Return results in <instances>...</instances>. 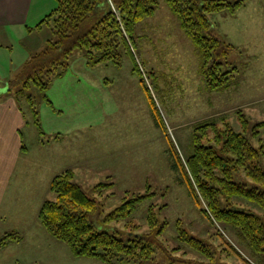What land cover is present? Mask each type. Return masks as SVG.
I'll return each instance as SVG.
<instances>
[{"label": "rangeland", "instance_id": "1", "mask_svg": "<svg viewBox=\"0 0 264 264\" xmlns=\"http://www.w3.org/2000/svg\"><path fill=\"white\" fill-rule=\"evenodd\" d=\"M150 20H154V34L148 31L152 29ZM210 21L215 34L232 46L226 61L221 59V71L237 68L229 85L221 90H206L199 75L198 50L186 36L194 52L183 48L185 56L160 54L165 43L159 37L170 46L174 33L173 20L159 11L135 26L143 82L132 72L127 56L120 67L92 66L87 64L83 50L76 49L69 57L68 68L55 76L45 90L31 84L20 92L22 83H12L18 79L25 61L45 48L52 33L36 30L40 34L34 37L35 45L23 37L20 45L5 44L0 48V84L6 89L11 87L6 96L14 98L24 116L22 134L28 154L25 161H20L23 183L39 189L44 199H54L50 190L47 193L42 188L45 180L72 169L81 189L101 204V211L91 215L89 221L124 241L149 231L147 215L151 206L157 223L167 222L159 236L165 251L157 250L139 263L120 264H170L171 259H175L171 264H246L225 250L215 234L217 230L249 264H260L258 259L262 260L259 255L256 260L231 227L213 223L198 209L172 166L170 148L187 170L193 128L203 120H215L219 126L226 122L242 131L237 114L241 111L248 121L244 134L251 143L258 147L259 139H264V127L259 136L251 137L253 126L264 122V0H246L234 14L227 10L212 13ZM175 28L179 33L177 25ZM144 87L148 88L153 105L148 102ZM208 100L213 102L211 106L204 104ZM55 134H60V141L54 139ZM40 139L44 141L41 148ZM261 164L264 168V156ZM145 194L148 196L137 202L129 218L105 219L125 199ZM237 201L259 215L263 212L256 204ZM178 228L214 249L213 258L179 241ZM34 234L5 249L0 264H105L94 257L73 255L60 240H46Z\"/></svg>", "mask_w": 264, "mask_h": 264}, {"label": "trees", "instance_id": "2", "mask_svg": "<svg viewBox=\"0 0 264 264\" xmlns=\"http://www.w3.org/2000/svg\"><path fill=\"white\" fill-rule=\"evenodd\" d=\"M245 1H164L177 16L182 30L199 49L202 57L200 73L209 90L226 88L237 68L221 71V59L226 61L232 46L215 34L208 15L222 10L236 12ZM158 5V0H55V7L36 26H46L52 37L48 38L43 50L25 61L17 74L18 79L12 84L21 82L20 92L31 84L45 90L55 76L68 68L69 57L76 49L83 50L87 64L92 66L103 63L120 67L127 56L132 62V72L138 74L143 82L136 54L135 26L153 15ZM144 88L148 102L153 105L148 88ZM9 90L11 87L8 86ZM237 114L242 131L234 130L226 122L219 126L215 120L196 123L192 152L186 158L187 170L174 149L170 148L169 152L173 169L179 172L178 179L186 185L198 209L213 223L231 227L237 239L255 258L259 255L262 260L258 259V262L264 264V168L261 164L264 139L260 138V145L255 147L251 138L244 134L248 126L245 115L241 111ZM158 125L162 126L159 122ZM263 127L264 122L254 125L251 137L259 136ZM49 190L55 198L43 200L38 219L48 233L69 247L73 255L94 257L105 264H120L139 263L157 250L165 251L159 236L167 222L157 223L152 206L147 215L149 231L132 235L124 241L89 221L91 215L101 211V204L81 189L72 169L54 175ZM146 196L125 199L105 219L129 218L137 202ZM237 199L256 204L262 209V214L238 203ZM215 234L230 255L249 264L223 239L220 230ZM19 238L17 232L0 236V248ZM177 238L205 257L213 258L214 249L184 229L178 228ZM173 261L175 259H171L170 264Z\"/></svg>", "mask_w": 264, "mask_h": 264}, {"label": "crops", "instance_id": "3", "mask_svg": "<svg viewBox=\"0 0 264 264\" xmlns=\"http://www.w3.org/2000/svg\"><path fill=\"white\" fill-rule=\"evenodd\" d=\"M53 2L55 0H0V48L5 44L8 47H12V44L20 45L23 37H25V40H29L31 46L35 45L34 37L40 34L37 31L45 30L49 32L48 29H43L45 26L40 28H36V26L53 9ZM159 4L155 13L146 18H153L158 11L161 12L170 21L171 19L173 20L171 24L174 33V41L170 46L165 38L159 37V41L165 43L164 46L162 45L160 54L165 56L173 54L175 57L178 55L185 56V53L181 52V50H184L183 48L189 50L190 53L194 52V49L185 38V36L189 39L190 37L182 30L177 16L164 1ZM224 11L226 10L219 12ZM229 13L234 14L235 12ZM261 13L257 12V15H261ZM211 14L208 15L209 21ZM153 21H148L149 24H152V29H148L152 34H154ZM210 23L214 29L212 21ZM175 25H177L179 33L176 31ZM254 25H258V23L255 22ZM190 41L192 42L191 39ZM192 44L198 50L200 56L199 75L201 76V53L193 42ZM28 47L30 48V46ZM165 65L170 64L166 62ZM202 81L204 82L203 78ZM6 88L5 85L0 86V236L10 232H17L20 238L18 241L10 242L0 248V259H4L1 256L5 249L23 242L27 235H33L34 232L36 233L34 235L38 234L46 238V240L55 238L48 233L38 219L39 205L43 202L44 196L40 194L39 189L35 186H31L30 183L26 185L22 181L23 173L20 168V161H25L26 154H28L22 134V129L25 126L24 116L14 98L6 96ZM206 90L209 89L206 87ZM204 104L211 106L213 102L208 100ZM60 138V134L54 135L56 141H60ZM39 142L41 148L44 141L40 139ZM52 178L53 176H49L42 187L44 191L47 189V193ZM12 262L9 261L10 264Z\"/></svg>", "mask_w": 264, "mask_h": 264}]
</instances>
